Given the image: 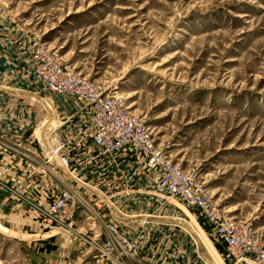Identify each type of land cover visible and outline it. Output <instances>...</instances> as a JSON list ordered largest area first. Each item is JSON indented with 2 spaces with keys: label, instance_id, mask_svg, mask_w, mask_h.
Listing matches in <instances>:
<instances>
[{
  "label": "rangeland",
  "instance_id": "obj_1",
  "mask_svg": "<svg viewBox=\"0 0 264 264\" xmlns=\"http://www.w3.org/2000/svg\"><path fill=\"white\" fill-rule=\"evenodd\" d=\"M0 10L19 37L44 43L121 97L166 156L264 244V0H0ZM49 94L52 102L76 100ZM53 113L49 143L57 150ZM33 135L20 142L37 154L19 165L29 167L35 186H2L0 178V264H93L95 251L79 247L82 239L67 230L73 225L63 215L54 223L46 213L69 176L59 154L44 162L38 151L49 143L38 130ZM154 183L147 195L155 193ZM194 221L202 256L222 264L221 247L201 219Z\"/></svg>",
  "mask_w": 264,
  "mask_h": 264
},
{
  "label": "built area",
  "instance_id": "obj_2",
  "mask_svg": "<svg viewBox=\"0 0 264 264\" xmlns=\"http://www.w3.org/2000/svg\"><path fill=\"white\" fill-rule=\"evenodd\" d=\"M24 62L33 77L48 91L74 97L82 104V110L88 116L92 141L101 154L116 156L124 149L135 151L154 175L153 194L181 203L185 209L193 211L191 217L177 212L155 223L164 228L155 225L157 233L146 239L127 234L105 217L102 197L86 194L89 185L69 169L67 157L61 154L63 142L57 137L62 147L52 150L48 142L49 145L38 154L44 155L45 163L59 154L56 157H59L69 179L61 180L62 189L48 204L46 213L54 223H57L55 218L58 215L73 217L79 214L83 217L86 232L75 231L69 225L67 230L78 235L95 251L93 264H214L212 257L210 261L200 252L201 240L192 226L198 225L194 218L202 220L207 231L202 230L213 236L221 247L222 264H264V244L249 225L228 216L208 197L190 172L174 164L155 144L145 120L133 115L114 91H106L98 83L77 73L44 43L35 40L31 41ZM35 153L28 144L0 135V173L8 170L6 166L1 169L3 159H10L13 164L26 158L31 163ZM31 171L35 172L34 169Z\"/></svg>",
  "mask_w": 264,
  "mask_h": 264
},
{
  "label": "crops",
  "instance_id": "obj_3",
  "mask_svg": "<svg viewBox=\"0 0 264 264\" xmlns=\"http://www.w3.org/2000/svg\"><path fill=\"white\" fill-rule=\"evenodd\" d=\"M5 24L10 30L4 36ZM13 27L14 23L5 21L0 10V135L16 141H30L38 130L47 143L53 137L51 119L55 111V124L63 142L61 154L67 157L69 169L89 185L90 189H85L87 193L92 194L91 197H102L105 217L133 237L154 236L157 227L164 228L155 223L177 213V207L164 197L144 192L155 178L138 153L124 149L116 156L101 154L92 141L88 118L80 102L72 98L48 100L50 92L35 81L24 62L31 39L28 35L19 37V30ZM107 157L110 160L105 161ZM103 162H108V172L101 173L100 168L106 167L101 165ZM1 166L2 170L5 166L8 169L7 173H0L2 186L17 189L35 186L34 179L29 176H32L29 167L12 164L7 159L2 160ZM21 171L26 172L27 177H20ZM65 219L75 230L87 231L81 215ZM77 244L85 246L83 241Z\"/></svg>",
  "mask_w": 264,
  "mask_h": 264
},
{
  "label": "bare ground",
  "instance_id": "obj_4",
  "mask_svg": "<svg viewBox=\"0 0 264 264\" xmlns=\"http://www.w3.org/2000/svg\"><path fill=\"white\" fill-rule=\"evenodd\" d=\"M202 240L207 244V246L209 245V243H208L204 238H203ZM205 247H206V246H205ZM210 248H211V247H210ZM210 248L208 247L209 251L211 252V249H212V248H211V249H210ZM206 249H207V247H206ZM214 258H215V256H214Z\"/></svg>",
  "mask_w": 264,
  "mask_h": 264
}]
</instances>
